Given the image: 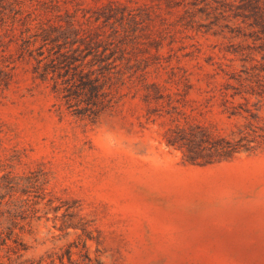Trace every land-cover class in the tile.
<instances>
[{
  "label": "rangeland",
  "instance_id": "rangeland-1",
  "mask_svg": "<svg viewBox=\"0 0 264 264\" xmlns=\"http://www.w3.org/2000/svg\"><path fill=\"white\" fill-rule=\"evenodd\" d=\"M43 1L3 0L0 13L13 2L65 24L75 12L115 60L113 102L90 117L68 107L8 33L0 232L23 249L0 240V264H58L68 245L73 260L84 246L103 264H264V144L201 165L165 140L176 125L236 137L246 109L264 126V97L229 96L230 76L261 61L263 41L235 16L242 2L56 0L47 12ZM103 11L113 17L95 21Z\"/></svg>",
  "mask_w": 264,
  "mask_h": 264
},
{
  "label": "trees",
  "instance_id": "trees-1",
  "mask_svg": "<svg viewBox=\"0 0 264 264\" xmlns=\"http://www.w3.org/2000/svg\"><path fill=\"white\" fill-rule=\"evenodd\" d=\"M3 1V0H0ZM242 2V22L253 29L255 39L263 41L261 45V61L250 57L251 67L244 71L245 76L234 72L238 86L230 85L234 91L229 96L256 95L264 97V0H239ZM13 2L1 5L0 13V90L8 86V79L12 70V55L6 52L8 33L18 44L20 54L27 53L35 60L33 73L42 81H51V88L64 98L68 107L79 106L82 116H96L101 110L113 102L110 96L111 68L115 60L105 54L106 47L100 39L86 34L83 21L75 12L64 9V23L61 15L43 17L36 12V8L29 6L21 11L13 7ZM45 11L53 12L59 8L56 0L41 3ZM113 17L110 11L96 13L95 21L103 18L107 21ZM122 18V17H121ZM101 48V49H100ZM97 65V68H95ZM108 88V90H106ZM233 103L232 101H229ZM233 105V104H232ZM234 107V106H233ZM251 119L238 126L236 137L227 138L221 135H211L199 126L182 127L176 125L166 132V144L182 151L184 160L192 164H211L215 161L232 156L240 150H253L264 144V126L258 125V116L250 109H246ZM233 114V113H232ZM0 240L5 244L11 240L15 245L13 252L22 250L12 232H0ZM71 245L64 253L57 255L58 264H103L98 258H91L87 251L79 252V260L72 259ZM65 255L66 261L63 260ZM39 260H27L26 264H42ZM46 264H57L51 259Z\"/></svg>",
  "mask_w": 264,
  "mask_h": 264
}]
</instances>
